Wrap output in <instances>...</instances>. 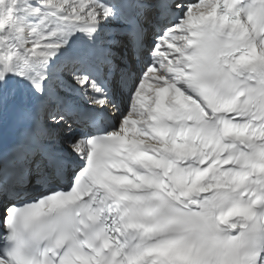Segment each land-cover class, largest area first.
<instances>
[{
  "label": "snow or ice",
  "instance_id": "6c2138e0",
  "mask_svg": "<svg viewBox=\"0 0 264 264\" xmlns=\"http://www.w3.org/2000/svg\"><path fill=\"white\" fill-rule=\"evenodd\" d=\"M0 264H264V0H0Z\"/></svg>",
  "mask_w": 264,
  "mask_h": 264
}]
</instances>
